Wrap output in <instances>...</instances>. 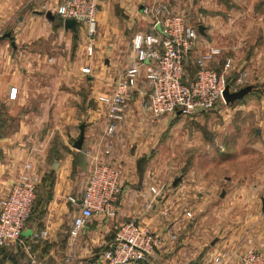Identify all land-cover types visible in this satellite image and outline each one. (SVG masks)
Segmentation results:
<instances>
[{
	"label": "crops",
	"instance_id": "0c3cea01",
	"mask_svg": "<svg viewBox=\"0 0 264 264\" xmlns=\"http://www.w3.org/2000/svg\"><path fill=\"white\" fill-rule=\"evenodd\" d=\"M63 1L0 0V34H11V40L0 41V113L16 124L12 130L3 128L0 136V200L26 166L37 178L25 230L18 242L0 246V264H30V257L37 264H90L111 243L118 226L128 222L166 236L148 261L136 264H211L221 253L227 264H239L250 248L264 257L262 212L252 220L258 222L256 239L248 236L243 252L227 237L228 249L207 250L197 262L204 241H195V231L178 239L186 229V213L192 214L181 213L191 205L186 188L179 181L173 185L180 178L170 180L167 163L156 154L169 119L153 118L141 108L145 66L125 117L111 135L106 133V108L97 101L115 89L134 62L133 38L152 32L142 10L161 3L188 26L197 31L202 27L187 65L209 48L219 49L210 68L221 72L228 59L229 80L245 74L244 81L264 82V0H101L91 39L83 23L75 31L64 28L54 14ZM47 13L52 21L45 18ZM85 68L88 74L82 73ZM11 89L17 90L14 100L8 98ZM81 125L83 142L75 150ZM104 163L120 170L115 212L107 218L94 216L72 239L69 231L78 207L68 198L79 199L91 169ZM39 232L45 237L34 239Z\"/></svg>",
	"mask_w": 264,
	"mask_h": 264
},
{
	"label": "built area",
	"instance_id": "2783aa9c",
	"mask_svg": "<svg viewBox=\"0 0 264 264\" xmlns=\"http://www.w3.org/2000/svg\"><path fill=\"white\" fill-rule=\"evenodd\" d=\"M101 0H64L54 11L62 21L75 20L83 23L91 39L97 29V14ZM142 13L152 22V32L133 38L134 62L117 81L115 89L107 95L97 97L106 108V133H114L118 123L123 121L128 110L132 91L138 83L140 67L144 68L145 86L141 90V108L153 118L179 114L192 117L214 111L225 104L222 98L226 87L237 91L236 86L245 80L241 74L234 81L229 80L227 71L230 60H226L221 72L208 64L220 54L219 49L209 48L206 53L192 60L194 73L187 75V63L199 39L196 28L188 26L180 15L164 4L145 7ZM2 35V34H0ZM92 53L89 46L88 54ZM89 69H82L88 74ZM16 89L9 91L14 100ZM25 173L12 185L9 193L0 200V246L18 242L25 230L26 222L36 199L37 178L25 167ZM120 170L111 164L95 165L87 178L84 191L79 199L69 197L68 201L78 207L72 220L69 235L76 238L94 217H111L120 193ZM152 192L155 191L152 189ZM191 217V213H186ZM45 232L33 235L43 239ZM175 239V236H171ZM165 235H154L140 228L134 222L118 226L111 243L92 260L91 264H136L146 262L165 242ZM30 264H37L30 257ZM211 264H227L225 253L213 258ZM239 264H264V257L250 248L240 257Z\"/></svg>",
	"mask_w": 264,
	"mask_h": 264
},
{
	"label": "rangeland",
	"instance_id": "374dc122",
	"mask_svg": "<svg viewBox=\"0 0 264 264\" xmlns=\"http://www.w3.org/2000/svg\"><path fill=\"white\" fill-rule=\"evenodd\" d=\"M193 71L188 64L187 73ZM249 85L253 90L233 104L192 117L168 116V132L156 149L170 180L180 178L186 188L191 206L181 215L190 211L192 218L185 217L186 229L178 239L195 231V241H204L197 262L207 250L228 249L227 237H233L237 252L244 251L248 236L256 239L258 222L252 220L260 216L264 199V82L244 81L236 88ZM0 121L8 130L16 125L2 113Z\"/></svg>",
	"mask_w": 264,
	"mask_h": 264
},
{
	"label": "water",
	"instance_id": "95a60500",
	"mask_svg": "<svg viewBox=\"0 0 264 264\" xmlns=\"http://www.w3.org/2000/svg\"><path fill=\"white\" fill-rule=\"evenodd\" d=\"M45 18L52 21L53 20V16L51 15V13H47L45 14ZM77 21L75 20H66L63 22V26L65 29H70L75 31L76 29V25H77ZM198 31L200 34H202V27L198 28ZM11 40V34L10 33H5L0 35V41L3 40ZM13 45V43H12ZM252 91V87L251 86H245L243 88L238 89L237 91H229V88L226 87L223 91L222 94V98L224 103L227 104H233L236 101H240L242 100L245 96H247L250 92ZM83 134H84V126L81 125L80 126V130H79V136L78 139L73 143V149L75 150H81V145L83 142ZM179 181V179H176L173 183V185H175L177 182ZM261 212L264 213V199H261ZM92 263V261L90 262V264Z\"/></svg>",
	"mask_w": 264,
	"mask_h": 264
},
{
	"label": "trees",
	"instance_id": "16d2710c",
	"mask_svg": "<svg viewBox=\"0 0 264 264\" xmlns=\"http://www.w3.org/2000/svg\"><path fill=\"white\" fill-rule=\"evenodd\" d=\"M6 126L4 125L3 121H0V130H1V134L2 135V129L5 128ZM115 235V234H114ZM114 238V237H113Z\"/></svg>",
	"mask_w": 264,
	"mask_h": 264
}]
</instances>
